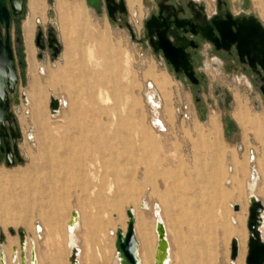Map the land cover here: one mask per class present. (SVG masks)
Wrapping results in <instances>:
<instances>
[{
  "label": "rangeland",
  "instance_id": "obj_1",
  "mask_svg": "<svg viewBox=\"0 0 264 264\" xmlns=\"http://www.w3.org/2000/svg\"><path fill=\"white\" fill-rule=\"evenodd\" d=\"M27 1L24 0L22 13L12 18L9 24V43L17 75V86L9 95L10 111L15 122L11 127L20 136L16 147L22 159L21 163L16 162L6 167L0 155V171L10 174L17 170H30L32 167L29 158L23 155L19 148L30 131L27 128L23 130L18 120L21 101L25 100L22 91L29 83L22 38V23L29 17ZM40 1L44 3L45 19L42 21L37 17L35 20L32 33L35 61L51 70L57 77L49 84L59 90L54 92L55 97H59L63 92L78 91L81 98L79 102L82 108V129L85 131L84 144L89 157L94 159H84V178L68 167L75 159H56L55 166L60 168L54 187L56 223L48 221L52 210L44 205L41 208L36 201L33 203V197L37 199L36 195L27 196L18 191L16 185L10 190L12 183L8 182L0 195V251L4 250L9 260L20 247L19 233L22 232L25 238L32 236L34 224L36 232L39 230V221L45 225L47 234V239L40 243L43 248L40 264H68L66 236L59 222L67 219L71 211L77 208L82 223L80 236L78 235V242L82 247V264H112L114 238L111 231L119 226L125 227V211L129 206L135 207L138 198L147 193L146 190L160 189L161 195L166 193L170 199L171 205L165 204L167 219H175L169 223L175 248L173 253L176 255L172 259L173 264H229L231 237L235 236L238 229L228 222L233 213V208L228 207V204L238 205L242 216L241 232L247 234V184L245 181H238L225 186L214 172L217 167H221L225 173L224 177H228L230 171L227 167H230L228 161L231 159L240 162L249 160V164L255 159L264 170V97L258 91L250 73L244 71L236 62L228 61L223 54L215 53L205 42H200L198 56L192 63L195 74L200 77L199 86H193L182 75L174 74L162 57L154 54L144 43L142 21L151 10L150 0H142L141 19V0H126L127 6L123 0L126 11L116 19L109 18L104 10L101 14L95 13L85 5L84 0ZM57 1L73 9H77L82 1L85 8L78 11L83 14V19L75 25V15L62 14L56 18L54 6ZM202 1L208 12L213 11V0ZM225 1L232 14L252 15L264 27V0ZM48 2L53 3V9H48ZM135 14V18L141 21L137 31L130 20L134 19ZM56 20L61 24L68 20L71 23V33L65 44L69 65H64L62 60V45L54 56L47 47L44 53L40 54L34 43L38 31L45 39L52 29L57 30ZM79 29H83L84 34H81ZM97 41H103L105 46ZM91 43H95L94 55L99 64L95 69L99 71L98 74L91 70L94 67L85 59V46ZM74 45L78 47L75 48ZM125 54L129 58V73L126 76L123 67ZM112 61L115 67L110 74L107 68L112 69ZM80 62L88 65L86 80L80 77L79 70L83 66ZM55 64H58V67H55ZM68 70L72 72L69 77L66 75ZM110 75L116 78L118 76L117 82L123 90L121 92L129 94L125 115L130 117L132 127L129 151L132 159H122V156L109 159L113 153L127 150L125 146L110 141L113 135L111 130L101 126L103 135L100 134L97 138L92 133V120L95 118L97 105L94 92L91 97L89 92L95 89L97 84L104 83ZM40 82L42 86H47L46 78L41 77ZM106 87L110 89L111 84L107 83ZM152 89L154 102L151 105L144 95L145 90ZM42 96L44 116H47L50 111V97L48 93ZM107 96L113 99L111 92ZM109 105L110 101H107L102 109L106 110ZM27 113L25 111L26 116ZM253 117L260 119L261 131L248 124V120ZM211 119L215 122L213 126L210 125ZM226 119L234 126V130L228 134L225 133ZM155 120L161 123L162 128L152 124ZM53 122H48L49 127L57 144H60L59 138L67 129V124L64 121L60 124ZM71 133L75 135L76 130ZM39 135H42V131ZM27 138L29 139V136ZM25 181L26 177H23L22 182ZM132 184L136 196L130 201L119 188L131 190ZM226 190L234 195L228 193L227 197ZM259 192L260 197L255 200L264 208V184ZM117 200L119 210L109 214V204ZM151 227V222L142 225V232L146 234L148 243L153 240ZM227 230L229 231L226 234ZM141 255L144 264H150L144 251V242ZM244 257L245 255L239 264H244Z\"/></svg>",
  "mask_w": 264,
  "mask_h": 264
},
{
  "label": "bare ground",
  "instance_id": "obj_2",
  "mask_svg": "<svg viewBox=\"0 0 264 264\" xmlns=\"http://www.w3.org/2000/svg\"><path fill=\"white\" fill-rule=\"evenodd\" d=\"M133 1L135 0H128V2H133ZM47 5H48V9H50L52 8L53 3L49 4L48 2ZM80 8L82 9L85 8L82 5V1L79 2V7L77 9H73L71 6H67L64 3H60V1H57L56 6H54L56 18L57 16L62 14H63L62 16L75 15L76 18L73 22V24L75 25H77V23L83 19V14L80 13V11H78V9ZM27 9L29 11V17L26 18V20L22 23V34H23L22 38H23L25 61L27 67L26 75L29 79V83L27 87L22 91L25 100L21 101L20 104L21 112L20 115L18 116V120L21 126L23 127L22 128L23 130L24 128H27V130L30 131V134H28L27 136L25 135L24 142L20 145L19 148L21 150V153L29 158V160L32 163V167L30 170H17L16 172L11 174L0 171V195L2 194V192H4L5 185H7V183L10 182L12 183L10 186L11 188L10 190H13L14 185H16L18 191L22 192L23 194H26L27 196L30 195L31 197L36 195L37 199L33 197L32 200L33 203L36 201L35 203L38 204L41 208L44 205L47 206L50 210H52L53 212L51 211L48 221L49 223H56V217H55L56 215L54 213L55 212L54 187H55V178L57 177L58 174H60V168L57 169L55 166L57 162L56 159H75V161H71L68 164V167L71 171L78 172L84 178L85 177L84 159H94V158H92V156L89 157L88 149L84 144L85 131H83L84 129H82L83 128L82 127L83 123L81 118L82 108H81V103L79 102L81 98L79 97L78 91L77 90L74 92L72 91V93L70 91L63 92L59 97H55L54 92L59 90H57L56 88H54L49 84L53 79H56L57 77L52 74L51 70H48V68H45L44 66L38 64L35 61V49L32 45V33L36 18L39 17L42 21H44L45 19L43 14L45 11L44 3L40 0H28ZM55 24L57 26V30H55V34L53 35V37L58 42L59 46L60 45L63 46V52L61 56L64 65L67 64L69 65L70 64L69 56H68L69 54L68 51L65 50V44L68 35L71 33L69 31L71 25L70 20L66 21L65 24H61L56 20ZM79 30L81 34H84L83 29H79ZM58 34L59 37H57ZM99 42L103 43V41H97V43ZM104 46L105 44L103 43V47ZM74 47L76 48L78 46L74 45ZM94 50H95V43L86 45L85 59L89 65L94 67L91 70L94 71L96 74H98L99 71H96L95 67L99 66V64H98V58L94 55ZM80 63H83V66H85L84 68L82 66V68L79 70L80 77L82 80H86V66L88 65L86 63L84 64V62H80ZM110 66L112 67V69L107 68V70L111 74L113 73V69L115 67L113 61ZM128 66H129V58L125 54L123 57V67L125 71V76L129 73ZM55 67H58V64H55ZM71 73L72 72L68 70L66 75H68L69 77L71 76ZM41 77L46 78L47 81L46 87L42 86L40 82ZM117 80H118V76L116 78L114 75H110L109 78L104 83L97 84L95 89H93L94 91L90 90L89 92L90 97L94 92L95 104L97 105L95 109L96 112L95 118H93L92 120L93 122L92 133L97 138L100 134L103 135V133L101 132L102 130L101 126L106 128L108 131L111 130L113 135L111 136L110 141H114L118 143L120 146H125L127 150L123 152L113 153L109 157V159H118L119 156H122V159H132L131 153L129 152L131 149L130 129L132 127L130 126V122H129L130 117L128 115H125V108H126V103L129 99V94L128 92L126 93L121 92L123 90L122 87H120ZM107 83L111 84L110 89L106 87ZM109 92L113 94V99L108 98L107 95ZM44 93L49 94L50 102L53 100L56 101L55 110L52 112L49 108L50 111L47 114V116H44L45 108L43 107V96H42L45 95ZM152 93H154L153 89L148 91L145 90V95H144L146 101L151 103V105L154 102ZM107 101H110L109 107L106 108V110L102 109V106H104ZM25 111L28 112L27 116L25 115ZM154 113H156V111H154ZM50 121L52 122L56 121L58 124L63 123L62 121H64L65 124H67L66 127L67 129L65 130L64 134L62 133L61 138H59L61 142L60 144H57L56 140L53 137L54 134L52 133V129L49 127L50 123H48ZM214 123H215L214 119H211L210 125L213 126ZM54 124L55 122H53V125ZM152 124L154 126H158L159 128H162L161 123L158 120L153 121ZM248 124H250L258 131H261L260 128L261 121L259 118L256 117L250 118L248 120ZM52 128L54 127L52 126ZM72 130H76L75 135L71 133ZM40 131H42L41 136L39 135ZM28 136L29 139L27 138ZM101 159H106V158H101ZM228 162L230 163V167L229 166L227 167L228 171H230L228 177H224L225 173L223 171V168L221 167L216 168L214 175L218 178H221L225 186L234 184V182L245 181V183L247 184L245 188V199L249 203L247 205V213H248V207L250 206V204L255 200V198L260 197L259 190L264 184L263 183L264 170H262L259 161L256 162L255 159H252V162L250 164H249V160L245 162H240L238 160L231 159V161ZM23 177H26V181L24 183L22 182ZM121 190L124 191L125 197L128 198L130 201H132L136 196L135 195L136 192H135V188L133 187V184L131 190L119 188L120 192H122ZM146 191H147L146 194L144 193L142 197L138 198L135 207L129 206V209H127L131 211L134 220L133 229L138 244L137 257L139 259L140 264H144V259L141 255L142 244L144 242V251L148 255L147 257L149 259L150 264H173L174 262H172V259H174L176 255H174L173 253V251H175L173 249L175 248H173V237L171 236L169 223L170 221L172 222L175 221V219L173 217L172 218L173 220H168L166 216L167 208L165 204L167 203V205H171L169 196L166 193L161 195L160 189L159 190L149 189V191L148 190ZM226 192H227L226 195L227 197H228V193H230L229 195L231 194L234 195L232 192H228L227 190ZM127 193L128 195H126ZM118 202L119 200L113 201L109 204L110 206L109 214H113L115 213L116 210H119ZM235 205L236 204H228V207L233 208V213L230 216L228 222L232 227L238 229L235 232L236 233L235 236H232L230 241V245L232 242H234L236 245V257L232 261L229 258L230 261L229 264L231 263L239 264L240 259L244 255H246L245 253L247 247H245V243L247 245L248 237L250 235H253V233H250L247 228H246L247 234L245 233L242 234L240 227L241 218H242L241 210L238 208L236 212L234 210ZM247 219H248V215H247ZM247 219H246V223H247ZM37 222L39 224V230H37L36 232V227L34 224L33 235L26 238L24 237L23 244L20 245L19 243L21 248L19 247L18 250H15V252L10 256L9 260L6 257V253L4 252V250L0 251V264H40V260L42 259L41 257L43 255V248L40 245V243L44 242L47 239V234L45 231V225L39 221ZM148 222H151L152 224L151 228H153L152 230L153 232L150 231V233H152L153 240H151V242L149 243L146 234L142 232V225ZM59 224L61 227L64 228V232L66 236L67 259L69 258L70 253L73 251L75 254V262L73 264H82V247H81V243L78 242L80 240V238H78V235L81 232L82 223H81L80 212L78 211V209L75 208V210L71 211V214H69L67 219L62 220L61 222H59ZM117 229H121L122 232L124 233L126 229V224L124 228L119 226ZM117 229L111 231V235L114 238L113 249H114L115 233ZM228 231L229 230H227L226 234L228 233ZM255 232L257 233L256 235L257 239L261 242H264V208L263 211L258 215L255 225ZM161 236L162 239H160ZM229 253H230V246H229ZM68 264H70L69 261ZM112 264H120L115 250H114Z\"/></svg>",
  "mask_w": 264,
  "mask_h": 264
},
{
  "label": "water",
  "instance_id": "obj_3",
  "mask_svg": "<svg viewBox=\"0 0 264 264\" xmlns=\"http://www.w3.org/2000/svg\"><path fill=\"white\" fill-rule=\"evenodd\" d=\"M7 2L13 16L21 13L24 0H7ZM85 2L97 14L102 13L104 5L107 16L111 19H113V6L119 11V14H124L126 11L123 0H119L118 3L115 0H85ZM51 3L49 2V4ZM9 17L5 0H0V25L3 26L5 32L4 39H2L0 33V130L8 128L10 136L9 140L6 135H3L6 167H10L16 162H22L16 147V141L20 136L11 127L15 122L9 105V95L14 92L17 86L16 68L8 40ZM161 27L162 25L152 23V21L144 23V28L147 30L148 45L154 54L162 57L164 63L172 69L174 74H183L191 85L196 86L199 80L196 78L193 66L189 61L190 58L185 52L186 46L172 32L168 33L171 37L168 38L166 26H163V29L159 30ZM150 28L154 30L151 32ZM205 28H200L197 33L200 39L210 42L216 51H225L230 46H234L237 57L241 62L245 57L251 69L256 66L259 68L260 73L264 75V27L257 18L249 15L247 18L239 19L232 17L227 12L224 20L214 18L210 20V26ZM52 30L45 39L40 31L37 32L34 43L40 54L44 53L45 47L50 49L54 53V56L60 51V46L53 37L55 30ZM154 36L156 41L153 40ZM16 43L19 44L18 39H16ZM195 101H198V99H195ZM49 108L53 112L56 108V101H51ZM225 123L227 124L225 133L228 134L234 130V126L230 123L229 119H226ZM237 209L238 206L235 205L234 210L237 211ZM262 211V204L256 200L248 207L246 228L253 235H250L247 239L244 264H264V242L257 239V233L255 232L256 221ZM125 215L127 217L126 229L124 233L121 229H117L114 250L120 264H140L137 257L138 244L133 229L134 220L132 213L130 210H127L125 211ZM160 239H162V236ZM0 241H2L1 236ZM23 242L24 234L20 232V245ZM235 257L236 245L232 242L229 258L232 261ZM68 261L70 264L75 262V254L73 251L70 253Z\"/></svg>",
  "mask_w": 264,
  "mask_h": 264
},
{
  "label": "flooded vegetation",
  "instance_id": "obj_4",
  "mask_svg": "<svg viewBox=\"0 0 264 264\" xmlns=\"http://www.w3.org/2000/svg\"><path fill=\"white\" fill-rule=\"evenodd\" d=\"M125 4H126V0ZM116 3L119 2V0H115ZM214 2V9L211 12H208L206 9L204 1L202 0H150L151 10L147 14V16L142 21V31L144 34V43L148 45V39H147V30L144 28V23L148 21H152V23L162 25V27L159 30L163 29V26H166L167 34L169 32H172L176 37L180 38L183 42V44L186 46L185 52L189 56V61L192 64L195 57H197V52L199 50V43L205 42L207 45L210 46V48L215 53H221L224 55L225 58H227L228 61H234L237 63V65L244 68V71H247L250 73L251 77L253 78V82L256 84L258 91L262 94L264 97V75L260 73V70L258 67H253L252 69L248 66L245 57L243 58L242 62L237 57V54L235 52L234 46H230L228 50H218L216 51L214 47L210 44V42L206 40H202L199 38V35H197L200 28H205L210 26V20L216 18L224 20V16L227 12H229L232 17H236L239 19L247 18L249 15H235L232 14L228 7L227 2L225 0H213ZM6 3V9L9 13V24L10 20L12 18H15L17 16H13L7 0H5ZM127 6V4H126ZM141 6V17L142 18V0L140 2ZM23 8V6H22ZM113 19H116L119 16V11L113 6ZM128 8V7H127ZM116 9V10H115ZM100 10V9H99ZM103 10L107 14V11L105 9V6L103 5ZM130 15V13H129ZM137 14L134 15V19L131 20L135 30H139L140 28V22L138 19L135 18ZM2 29H3V35H2ZM206 29V28H205ZM151 32L154 30L150 28ZM0 33L2 35V39L5 38V32L2 25H0ZM10 38L9 35V28H8V40ZM168 38H171L168 34ZM155 40V36L153 38ZM173 41V40H172ZM148 47L151 49V47L148 45ZM182 77L188 81L183 74H181ZM196 75V74H195ZM196 78L199 80L198 84L196 86H199L200 83V77L196 75ZM0 155L3 157V161L5 162V148H4V139L3 135H6L7 138L10 140L9 136V130L8 128H5L3 130H0Z\"/></svg>",
  "mask_w": 264,
  "mask_h": 264
},
{
  "label": "crops",
  "instance_id": "obj_5",
  "mask_svg": "<svg viewBox=\"0 0 264 264\" xmlns=\"http://www.w3.org/2000/svg\"><path fill=\"white\" fill-rule=\"evenodd\" d=\"M246 254V253H245Z\"/></svg>",
  "mask_w": 264,
  "mask_h": 264
}]
</instances>
